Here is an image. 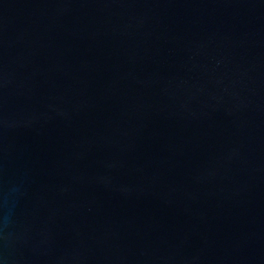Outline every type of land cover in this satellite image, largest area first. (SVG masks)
<instances>
[{"label": "water", "instance_id": "water-1", "mask_svg": "<svg viewBox=\"0 0 264 264\" xmlns=\"http://www.w3.org/2000/svg\"><path fill=\"white\" fill-rule=\"evenodd\" d=\"M0 264H264V0H0Z\"/></svg>", "mask_w": 264, "mask_h": 264}]
</instances>
